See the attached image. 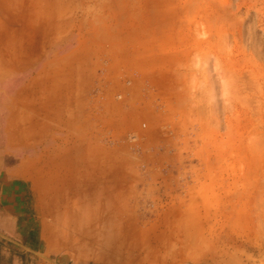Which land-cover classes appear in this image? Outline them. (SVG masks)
<instances>
[{"label": "rangeland", "instance_id": "obj_1", "mask_svg": "<svg viewBox=\"0 0 264 264\" xmlns=\"http://www.w3.org/2000/svg\"><path fill=\"white\" fill-rule=\"evenodd\" d=\"M85 1L110 25V148L142 170L103 210L142 250L264 264V0Z\"/></svg>", "mask_w": 264, "mask_h": 264}, {"label": "crops", "instance_id": "obj_2", "mask_svg": "<svg viewBox=\"0 0 264 264\" xmlns=\"http://www.w3.org/2000/svg\"><path fill=\"white\" fill-rule=\"evenodd\" d=\"M1 1L0 264L197 263L140 249L127 214L101 207L128 202L114 174L142 172L109 144L110 25L85 0Z\"/></svg>", "mask_w": 264, "mask_h": 264}]
</instances>
